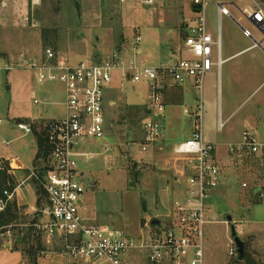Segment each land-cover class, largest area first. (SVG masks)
Returning a JSON list of instances; mask_svg holds the SVG:
<instances>
[{"label":"rangeland","instance_id":"rangeland-1","mask_svg":"<svg viewBox=\"0 0 264 264\" xmlns=\"http://www.w3.org/2000/svg\"><path fill=\"white\" fill-rule=\"evenodd\" d=\"M82 1L81 17L78 18L73 3L65 0H43L40 6H33L31 0H12L7 6H2L0 0V134L12 142L10 148L0 146L1 156H19L29 167L37 166V170L50 164L51 153L44 163L41 161L34 164L35 135L24 134L15 127L17 122L40 123L42 121L37 120L39 118L60 120L65 117L64 86L60 82L40 84L35 73L27 69L31 60L40 57L45 49L54 50L72 63L90 62L120 50V55L126 61L144 62L155 69L168 66L184 57L180 53L174 56L172 52V48L176 49L183 43L179 28L175 27L174 34H168L164 30L160 35L154 34L153 29L162 27L169 17L163 8L166 0H159L158 8L152 7L150 10L131 0L126 3H121L120 0H106L105 3L104 0ZM219 1L231 0H209L208 20L215 30L220 19L216 14V4ZM235 1L239 9L247 5L245 0ZM170 3L172 12H167L174 13V23L179 24L190 17L189 0H185L181 9L179 2ZM230 11L256 38H261L260 33L249 25L237 9L230 8ZM221 29L225 54L229 42L236 44L241 36L245 40L242 49L252 45L242 35L241 29L225 16L221 18ZM139 35L141 42L138 44ZM139 50L141 53H138ZM6 65H22V68L6 71ZM258 77V80L263 79L264 73H259ZM148 87L149 84L145 82L127 83L113 92L125 96L128 104L143 105L148 102ZM47 94L51 96L49 101H45ZM213 95L212 93L209 98L210 93H204L205 136L218 146H224L237 140L238 128L235 131L232 128L258 97L245 106L222 132H218L220 103ZM186 98L190 105L194 98L191 95ZM35 99L40 101L38 105L34 104ZM112 99L117 101V105L107 108L106 136L102 139H84L76 147V151L89 156L88 159L84 156L77 158L78 171L81 173L77 180L86 189L82 215L86 221L98 224L104 230H123L128 236L136 237L140 228L148 225V220L153 215L172 211V189L178 191L179 184L186 182L181 174L187 160L184 156L174 154L172 149L188 138L185 136L189 131L188 117L184 112L185 108H180L182 110L179 114L171 118L168 117L169 108L164 113L157 114L154 120L164 127L160 141L163 140L167 147L156 142L147 152H142L143 121L132 118L135 112L126 108L123 98ZM229 100L228 93L224 92V109L221 113L223 120L229 117L225 112ZM256 132L264 139L263 133ZM3 164L0 162V166ZM235 167L238 169L236 180L223 185L226 190L218 192L211 199L215 220L204 229L206 264H235L238 256L231 258L228 253L233 238L232 224L249 254L264 263V205H253L248 190L241 187V179L257 178V168L249 159ZM7 173L12 177L14 187L28 177L27 174H10L9 166ZM9 188L8 185H3L1 189L10 191ZM16 191L18 200L13 198L9 201L6 210L9 205L16 203L19 205L20 219L10 231L2 233L4 230H0V240L12 236L15 242L17 238L24 237L23 234L28 230L33 234L31 240L35 247H40V242L43 247L44 237L31 228L33 224H37V193L32 181L19 186ZM156 199L155 212L153 204ZM144 201L147 203V212L143 210ZM44 202L47 206V196ZM26 212L33 214L30 221L21 217ZM229 217L232 218L231 222H228ZM163 219L166 220L163 215L157 218ZM164 224H168V221ZM128 258L131 264H147L143 251H135ZM0 264H22L21 254L17 251L0 253ZM52 264L61 262L55 260Z\"/></svg>","mask_w":264,"mask_h":264},{"label":"built area","instance_id":"built-area-1","mask_svg":"<svg viewBox=\"0 0 264 264\" xmlns=\"http://www.w3.org/2000/svg\"><path fill=\"white\" fill-rule=\"evenodd\" d=\"M74 2L75 0H65ZM127 0H120L126 3ZM143 6L156 7L159 0H131ZM12 0H1L7 6ZM43 0H31L33 6ZM195 12L192 25L187 26L184 37V57L159 69L144 62L126 61L119 52L109 54L98 62L72 63L63 55L47 48L40 57L31 60L27 69L34 72L40 84L60 82L65 92V117L44 124L46 137L51 146L50 164L42 171L27 166L19 157L8 161L9 173L28 172L27 180H38L47 196L48 205L40 210L49 221L35 225L48 243L62 242L60 254L66 264H131L128 255L135 251L145 252L147 264H206L205 227L214 223L211 199L224 184V168L218 158L220 148L205 136L204 93L205 82L214 68L220 69L221 34L214 37L209 29L207 8L209 0H190ZM241 9L244 18L264 33V0H249ZM219 18L231 16L223 2L217 4ZM244 35L251 37L244 28ZM141 37H137V43ZM137 44V45H138ZM22 65H6V71L21 69ZM119 75L133 83H148L150 96L147 111L150 119L143 123L144 140L141 151L147 152L161 137L163 125L154 120L166 110L163 90L172 84L192 83L196 104L185 109L190 118L192 133L186 141L177 144L174 154L187 160L181 174L186 185L172 202L168 224L154 232L145 231L130 237L123 230L108 231L85 221L82 215L86 189L77 178V158L87 154L76 151L84 139H102L106 136V93L114 86ZM40 101L34 100L38 105ZM32 123L17 122L16 129L33 134ZM2 120H0V125ZM224 124L219 121L218 130ZM0 146L10 148L12 142L0 134ZM226 155L231 161L252 160L257 168L256 179H241V187L248 190L253 205H264V140L253 131L246 130L239 141L226 145ZM93 157V156H92ZM90 157V158H92ZM4 161L0 153V162ZM24 182L21 183V185ZM16 190V189H15ZM15 192V191H14ZM5 190L0 196V213L6 210L15 193ZM231 258L238 255L232 238L228 248Z\"/></svg>","mask_w":264,"mask_h":264},{"label":"crops","instance_id":"crops-1","mask_svg":"<svg viewBox=\"0 0 264 264\" xmlns=\"http://www.w3.org/2000/svg\"><path fill=\"white\" fill-rule=\"evenodd\" d=\"M171 1L176 2V3L179 2L180 3V5H179L180 9L182 8V5L185 4V0H175V1L171 0ZM171 1L166 0L164 2L163 8H164V11L169 15V17H168V19H166V23L162 27H156L153 29L154 34L160 35L161 32L163 33V30L166 31L168 34H174L175 33V27H176V28H179V30H180L179 32L182 36V41L184 42L186 28H187V26H190L193 24L194 19H195V12H194L192 4L189 0V6H190V10H191L190 17L187 18V20H185L184 22H180L179 24H178V22L174 23V20H173V14L174 13L172 14L170 12H167V11H171V3H170ZM245 1L247 2V5L250 3L249 0H245ZM68 2H70V1H68ZM219 2H223L227 6L229 11H230V8L237 9L239 11L240 15L243 16L242 11H241V9L238 8L237 2L235 0L219 1ZM168 3H170L169 7H168ZM217 4H216V14H218ZM80 7H81V5H80ZM144 7L146 10H150L152 8V7H148V6H144ZM74 8H75V6H74ZM155 8H158V5ZM207 12H208V8H207ZM230 13H231V11H230ZM207 17H208V14H207ZM225 17H227L228 19L233 21L241 29L242 35L245 38L249 39L252 42V45L248 48L242 49L241 46L243 45V43H245V40L241 36L240 41H238L236 44L232 43L231 41L229 42V44L227 45V48H226L227 49L226 54L224 53V50L222 48L221 59H222L223 63L221 65L220 69L214 68L213 71L207 77L206 82H205V91H208L210 93L209 98L211 97L212 93L214 94L213 96H215V98H218L219 103H220L219 104V121H221L224 124V128L227 126L228 123H230L236 117V115H238L243 110V108L245 106L249 105L250 102L253 101V99L255 97H258L249 106L248 112L244 113L241 116V118L238 119L237 124L235 126H233V128H232L233 131H235L238 128L237 129V132H238L237 137L238 138L236 141L232 142V143H234V142L239 141L241 134L246 130H251L256 135H257L256 131L264 134V78L261 80H258L259 79L258 74L264 73V33H262V31H260V29L257 26H255L254 23H252V22H250L244 18L249 23V25H251L253 28H255L261 35V38H256L253 34L251 37H246L244 35V32H243L245 27L241 24V20L236 19L232 15V13H231V16H225ZM208 19H209V17H208ZM208 24H209V29L213 33L215 38H217V36H218V28L220 27L219 29H220L221 43H222L221 19H219V25L216 27V30L210 26L209 20H208ZM105 30L107 31V29H105ZM109 31L111 32V30H109ZM137 37H140V35ZM183 48H184L183 43L181 45H179V47H177L176 49L172 48V52L174 53V56H176L178 53H180L182 55L183 54ZM256 50H258L259 52H255ZM118 52L120 53V50ZM138 53H141V51L139 50ZM104 57L105 56H100V57L96 58L95 60H91L90 62H98V61H100L101 58H104ZM179 59H176V61H178ZM127 83L136 84V83L131 82L130 80L123 79L118 74L115 76L114 86L110 90H108L106 93V120H107V108L117 105V101L113 100L112 99L113 97H118L119 99L123 98L125 103L127 104L126 108H128V109L131 106H140V107L143 106V107L147 108L148 102H147V104H143V105L128 104L125 96H123L122 94L119 95V94L113 92L114 90L118 89L119 87L123 88ZM225 86H226V89H225ZM149 88L150 87H148V89L146 90V93L148 94V100H149V96H150V89ZM224 92H227L228 97H230V100L227 102V104H226L227 106L225 109V112H227V114L229 116L226 120H223L222 116H221V113L223 112V109H224V106L222 105V98H223ZM162 93H163V99H164V102L166 105V109L167 108L170 109L168 112L169 118L173 117L175 114H179V112L182 110L180 108H185V109L187 107L192 108L194 106V104H196V95L194 93L191 82H188L185 84L168 85L163 90ZM187 95H191L192 98H194L193 102L190 105L187 104L188 103L187 98H186ZM50 99H51V96L49 94H47L45 96V101H49ZM64 104H65V102H64ZM148 119H150L149 113L142 120L143 123ZM37 120L51 122V121H55L57 119L48 120V119L39 118ZM143 123L141 125V131H142V136H143V140H144V135H143V130H142ZM224 128L221 131H219L218 127H217V131L222 132L224 130ZM187 129L189 131H188V133H186L187 135H185V136L188 137L187 139H189L191 137V133H192V126H191V121H190L189 117H188V121H187ZM143 140H142V142H143ZM262 140H264V139H262ZM157 142L160 143V146L165 145L164 144L165 142L163 143V140L160 141V139H159ZM181 142H183V141H180L179 143H181ZM175 146L176 145H174V147ZM225 147H226V145L219 146L220 151L218 153V158L221 160V164L224 165L223 166L224 174L226 175L224 178V184L223 185L228 184V182L232 183V181L236 180V177L238 176V174H237L238 169L235 166L240 163L238 160L231 162L227 158ZM36 154H37V146H36ZM2 158L4 159V161L8 165L9 163L7 160H10V158H6L4 156H2ZM34 161H35V159H34ZM18 174H27L28 175V172L20 171V172L14 173V175H16V176ZM28 181L29 180H27V177H26L23 181H21L17 185V187L15 189L17 190V188L19 186H21L22 182H24V184H25ZM179 185H180L179 186L180 188L178 189V191L175 189H172L173 194H174V195L172 194V197H173L172 202L180 194V191L184 188V186L186 185V182L181 183ZM15 189H14L15 192L13 191L15 193L14 199L18 200L17 191ZM223 190H226V189H223V187H222L215 194H218V192H221ZM157 201H158V199H156L155 203L153 204V211H155V212L157 211L156 210ZM83 209H84V204H83L82 211H83ZM147 211H148V209H147ZM171 213H172V211L166 212L165 214L153 215L150 218V220H148L149 221L148 225L145 224L144 227L140 228V233L145 232V231L154 232L155 230H157L161 226H164L165 221H168V217L171 215ZM32 215L33 214H31L30 212L24 213V217L27 219V221H30V217ZM161 215H163V217H165L166 220H164V219L159 220L160 224L157 226H153L152 222L154 220H157V218L160 217ZM48 221H49L48 217L42 216L40 213V210L37 207V224L35 223L33 225L35 226L38 224H43V223L48 222ZM86 222L90 223V224H95V223L88 222V221H86ZM95 225H98V224H95ZM98 226H100V225H98ZM8 231H10V230H8ZM140 233L138 235H140ZM13 242H14V240H12L11 238L0 240V253L9 252V251H17L21 254L22 264H28V259L25 255V253L21 250V247L16 248L14 246ZM41 248L43 251H41L38 255L37 264H52L55 260H60L61 264H66V262H67L66 258L60 254V251L62 249V242L59 241V242H55V243H48L47 240L45 239L44 245H43V247L41 246Z\"/></svg>","mask_w":264,"mask_h":264},{"label":"trees","instance_id":"trees-1","mask_svg":"<svg viewBox=\"0 0 264 264\" xmlns=\"http://www.w3.org/2000/svg\"><path fill=\"white\" fill-rule=\"evenodd\" d=\"M76 1V0H75ZM74 1V2H75ZM80 2L81 5H83L82 0H77ZM106 0L103 2L105 3ZM116 1V0H115ZM74 2H72L74 4ZM130 110L134 111V115L132 118H138V121L143 120L144 117L148 115V111L146 107H140V106H131L129 107ZM24 123L31 124V121H26ZM49 123L47 121H42L40 123H32L33 128V135L36 137V146H37V154L35 157L34 164L37 165L42 161L44 163L47 161L49 154L51 153V146L48 142V139L46 137V132L44 129V124ZM143 138V136H142ZM143 140V139H142ZM4 164L0 166V195L3 194L5 189H1L3 185H8L10 188V192H13L12 189H15L17 186L14 187V183L12 181V177L7 173L8 165L5 161H2ZM34 166V165H33ZM35 167V166H34ZM37 167V166H36ZM35 167V168H36ZM47 168V167H45ZM43 168V170H45ZM38 171H42V169H38ZM32 184L35 187V191L37 193V207L39 210H42L45 208V202L44 198L46 196L44 188L40 181L38 180H32ZM45 206V207H44ZM19 207L16 203H13V205H9V208L4 213H0V230H4L2 233H6L9 229L16 227V223L19 222V215H18ZM22 218L24 217L21 216ZM25 218V217H24ZM37 218V215H36ZM34 228L36 231L35 226H31V228ZM24 237L17 238L14 242V246L16 248L23 247L21 250L25 253L28 264H37V258L38 255L42 250L41 243L40 247H35V245L32 242L33 234L31 231L26 230L25 234H23ZM11 239L13 240L12 236ZM28 246V247H27ZM238 258L234 262L235 264H264L262 261L256 260L252 255L249 254V252L246 249V246H244V254L243 256L237 255Z\"/></svg>","mask_w":264,"mask_h":264},{"label":"water","instance_id":"water-1","mask_svg":"<svg viewBox=\"0 0 264 264\" xmlns=\"http://www.w3.org/2000/svg\"><path fill=\"white\" fill-rule=\"evenodd\" d=\"M80 2L79 1H75L74 3V6H75V9H76V12H77V15H78V18L81 17V7H80ZM134 167L136 168L137 167V164L134 165ZM143 210L146 212L147 211V203L144 201L143 202ZM232 221V218L229 217L228 218V222H231ZM160 224V221L159 220H154L152 222V225L153 226H157ZM234 224H232V237H233V240L238 248V254L240 256H243L244 254V243L241 241V239L239 238V236H237L236 234V230H235V226H233Z\"/></svg>","mask_w":264,"mask_h":264}]
</instances>
